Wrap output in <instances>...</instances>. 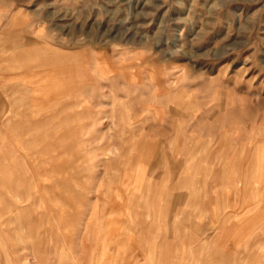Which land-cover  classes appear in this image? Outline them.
<instances>
[{
  "label": "rangeland",
  "instance_id": "374dc122",
  "mask_svg": "<svg viewBox=\"0 0 264 264\" xmlns=\"http://www.w3.org/2000/svg\"><path fill=\"white\" fill-rule=\"evenodd\" d=\"M236 213L264 264V0H0V264H204Z\"/></svg>",
  "mask_w": 264,
  "mask_h": 264
},
{
  "label": "crops",
  "instance_id": "0c3cea01",
  "mask_svg": "<svg viewBox=\"0 0 264 264\" xmlns=\"http://www.w3.org/2000/svg\"><path fill=\"white\" fill-rule=\"evenodd\" d=\"M224 107H225V105L217 104L215 109L219 110V109H223ZM224 118H225L223 120L224 121V125L221 128L224 129V127H225V130H226V128H227L226 126L229 125L228 122H229V119L231 117L229 115H227ZM188 173H189V171H187L186 174H184V172H182L184 177H186V181L188 180V178H187ZM230 174H231V170H229L228 175H230ZM234 192L235 193H240V192L242 193L243 191L241 189L237 190V188H234ZM209 202L210 201L208 200V203ZM209 205H211V204H209ZM224 207L228 208L227 205H223L222 206V208H224ZM218 218H219V220H221V224L218 227L211 229V231H210L211 233L208 236L207 241H206V244L208 246V252H206V257L207 258L205 259L204 264H226V263H229V260H230L229 256L230 255L226 256V252L223 251V249H219V245L221 243L226 242V241L228 243H230L231 241L229 242V239L232 236H233V243L237 244L238 237L241 238L242 236L248 235L249 233L254 234V232L251 231L252 229H251L250 225H251V223H255L256 221H257V223L259 222L258 218H250V221H248L247 218H245V216H243V214L239 217V215L237 213L236 214H232V215L225 214V215L222 216V218H220V217H218ZM231 219L234 220L233 223L230 221ZM153 224L156 225L154 222H153ZM106 225H107V227H109V226H115V225H124V223L122 221H116V222L115 221H110ZM249 227H250V229H249ZM154 229H156V227H154ZM135 230H136V234H139V230L138 229H135ZM260 232L261 231H257V233L255 234L256 243H258V244H261L260 243L261 239L259 240V238H261L260 235H264L263 234L264 233V228H263V233L261 234ZM114 235H115V232L114 231L112 232V230H111V232L109 234V241L114 242V240H115L114 239ZM140 237H142V236L140 235ZM213 244L217 245L216 249H214L215 246L212 247ZM112 247H113V245H112ZM195 251L196 250L192 251L193 254L195 253ZM229 252H235V251L233 249H231V250H229ZM263 255L264 254H262L261 252H259V253H255L254 252L250 256V260L252 262L254 260H256L254 262H258L259 263V260H260L259 258L260 257L264 259ZM238 260H239V258H238ZM238 260H237V263H238Z\"/></svg>",
  "mask_w": 264,
  "mask_h": 264
},
{
  "label": "bare ground",
  "instance_id": "6f19581e",
  "mask_svg": "<svg viewBox=\"0 0 264 264\" xmlns=\"http://www.w3.org/2000/svg\"><path fill=\"white\" fill-rule=\"evenodd\" d=\"M261 263H263V262H261Z\"/></svg>",
  "mask_w": 264,
  "mask_h": 264
}]
</instances>
